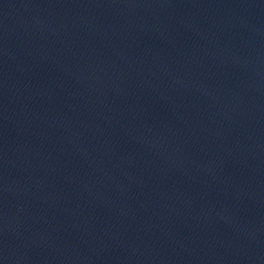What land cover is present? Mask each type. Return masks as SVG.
<instances>
[{
  "label": "water",
  "instance_id": "1",
  "mask_svg": "<svg viewBox=\"0 0 264 264\" xmlns=\"http://www.w3.org/2000/svg\"><path fill=\"white\" fill-rule=\"evenodd\" d=\"M0 264H264V0H0Z\"/></svg>",
  "mask_w": 264,
  "mask_h": 264
}]
</instances>
